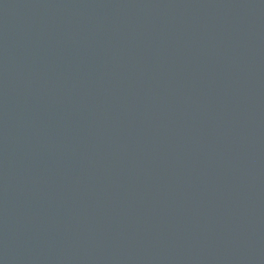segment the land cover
I'll list each match as a JSON object with an SVG mask.
<instances>
[{
	"label": "water",
	"instance_id": "water-1",
	"mask_svg": "<svg viewBox=\"0 0 264 264\" xmlns=\"http://www.w3.org/2000/svg\"><path fill=\"white\" fill-rule=\"evenodd\" d=\"M0 264H264V0H0Z\"/></svg>",
	"mask_w": 264,
	"mask_h": 264
}]
</instances>
